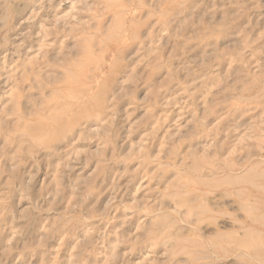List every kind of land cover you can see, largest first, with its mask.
<instances>
[{
  "label": "rangeland",
  "instance_id": "374dc122",
  "mask_svg": "<svg viewBox=\"0 0 264 264\" xmlns=\"http://www.w3.org/2000/svg\"><path fill=\"white\" fill-rule=\"evenodd\" d=\"M0 264H264V0H0Z\"/></svg>",
  "mask_w": 264,
  "mask_h": 264
}]
</instances>
